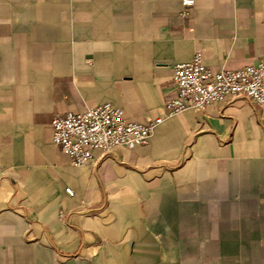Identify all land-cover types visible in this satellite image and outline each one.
Returning <instances> with one entry per match:
<instances>
[{"label": "crops", "instance_id": "1", "mask_svg": "<svg viewBox=\"0 0 264 264\" xmlns=\"http://www.w3.org/2000/svg\"><path fill=\"white\" fill-rule=\"evenodd\" d=\"M192 2L0 0V264H264V107L164 116L80 167L52 143L55 116L104 103L162 117L197 51L264 57V0Z\"/></svg>", "mask_w": 264, "mask_h": 264}, {"label": "built area", "instance_id": "2", "mask_svg": "<svg viewBox=\"0 0 264 264\" xmlns=\"http://www.w3.org/2000/svg\"><path fill=\"white\" fill-rule=\"evenodd\" d=\"M192 0H182L184 6ZM174 96L166 100L164 115L144 123L126 118L122 108L104 103L81 113H67L51 120L52 143L58 146L74 167L87 165L94 153L101 156L118 148L134 149L148 144L154 127L163 117L185 110L203 111L213 103H227L244 98L264 107V57L255 63L235 70H214L205 65L197 51L188 62L177 63L172 68ZM66 194L73 196L70 188ZM62 217V212H59Z\"/></svg>", "mask_w": 264, "mask_h": 264}]
</instances>
